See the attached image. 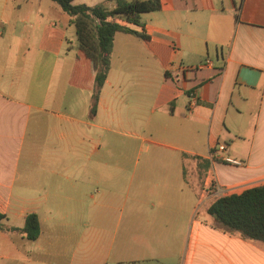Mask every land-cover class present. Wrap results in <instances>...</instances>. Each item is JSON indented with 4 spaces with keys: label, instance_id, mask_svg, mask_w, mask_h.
<instances>
[{
    "label": "crops",
    "instance_id": "1",
    "mask_svg": "<svg viewBox=\"0 0 264 264\" xmlns=\"http://www.w3.org/2000/svg\"><path fill=\"white\" fill-rule=\"evenodd\" d=\"M159 1L149 41L115 34L90 118L71 17L0 0V212L40 223L35 241L0 229V264H264V243L208 213L264 184V0Z\"/></svg>",
    "mask_w": 264,
    "mask_h": 264
},
{
    "label": "trees",
    "instance_id": "2",
    "mask_svg": "<svg viewBox=\"0 0 264 264\" xmlns=\"http://www.w3.org/2000/svg\"><path fill=\"white\" fill-rule=\"evenodd\" d=\"M76 0H52L71 17L77 39V60L85 59L91 69L90 118L97 113L98 99L109 75L114 36L130 33L149 41L141 15L159 12V0H108L89 7L75 4ZM113 3L112 7L108 4ZM82 58V59H81ZM208 213L228 232L264 243V184L231 194L211 202ZM6 216L0 212V229L6 233H20L29 241L40 236V223L34 213L28 214L23 227L4 224Z\"/></svg>",
    "mask_w": 264,
    "mask_h": 264
},
{
    "label": "built area",
    "instance_id": "3",
    "mask_svg": "<svg viewBox=\"0 0 264 264\" xmlns=\"http://www.w3.org/2000/svg\"><path fill=\"white\" fill-rule=\"evenodd\" d=\"M211 66H212L211 60L207 59L204 63L199 64V65H197L195 67L182 68L181 74H182V77L186 78L188 72L197 71V70H203V69L211 67ZM178 79H179V76L177 77L176 81ZM190 98H191L190 106L192 107L195 104H197V96H196V93L194 91L190 93ZM225 152H226V146L225 145H221V146L218 147V150H216L214 152V155H216L218 160L221 161L224 164H227V165H230V166H235V167H240V166L243 167L244 166V163L242 162V160L230 157V156L225 155V154L223 156L219 155V154H222V153H225ZM213 186H214V183L213 184L211 183L210 187L208 188V190L206 192L208 193L209 191H212L214 189V187H215V186L214 187ZM215 191H217V188L215 189Z\"/></svg>",
    "mask_w": 264,
    "mask_h": 264
}]
</instances>
